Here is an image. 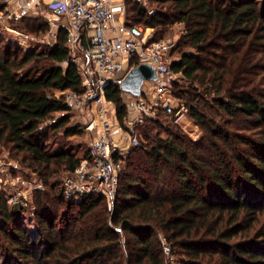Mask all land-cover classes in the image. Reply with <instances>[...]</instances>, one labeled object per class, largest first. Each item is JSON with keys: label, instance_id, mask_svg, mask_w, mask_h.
<instances>
[{"label": "trees", "instance_id": "1", "mask_svg": "<svg viewBox=\"0 0 264 264\" xmlns=\"http://www.w3.org/2000/svg\"><path fill=\"white\" fill-rule=\"evenodd\" d=\"M151 1L160 5L153 14L135 0L128 19L145 27L184 26L182 40L188 49L180 50V60L174 63L179 74L174 96L179 105L188 107L183 101L186 92L179 91L183 79L199 82L206 97L212 96L215 108L232 119L252 122L259 137L246 138L214 120L209 123L199 107L191 105L188 110L193 118L209 133V149L217 153L215 164L210 165V159L195 151L189 154L184 141L154 134L161 110L145 114L135 126L136 134L139 126H145L144 145L126 153L125 165L144 149L155 163L163 158L174 166L181 190L156 194V186L124 167L114 206L111 212L105 210L109 218L89 234L79 235L75 230L79 220L107 200L99 195L70 198L57 179L50 181L59 174L58 167L70 174L88 153L78 155L67 146L50 149L47 145L50 133L61 131L71 137L84 129L72 124L76 111L56 95V91L84 90L80 69L70 59L67 33H59L57 44L33 48L21 57L0 37V146L9 154L2 157L18 160L23 154L18 161L26 177L30 178L29 170L44 186L50 185L49 191L43 185L35 190L38 209L30 215L35 227L25 219L28 206H11L0 195V242L4 238L10 248L1 254L0 264H166L157 239L161 233L171 249L180 247L188 255L185 264H264V93L256 90L257 77L249 78L264 71V0ZM26 20L36 22L29 18L20 22ZM47 29L39 23L37 32ZM121 93V87L113 85L107 97L125 126L130 110ZM221 140L244 149L232 155L239 173L225 158ZM243 154L250 160L245 161ZM156 172L159 177L160 169ZM62 203L66 206L61 207ZM73 207L78 209L73 221L62 217ZM124 238L125 251L121 247Z\"/></svg>", "mask_w": 264, "mask_h": 264}, {"label": "built area", "instance_id": "2", "mask_svg": "<svg viewBox=\"0 0 264 264\" xmlns=\"http://www.w3.org/2000/svg\"><path fill=\"white\" fill-rule=\"evenodd\" d=\"M10 0H3L0 7ZM127 0H51L47 12L56 18L66 17L63 26L71 60L79 67L82 76V92H61L65 101L82 113L93 115L87 121L85 130L92 135L88 153L62 182L67 197L82 199L90 195L103 196L114 203L119 189L120 174L125 167L127 151L140 146L135 131L145 114L155 115L163 111L180 120L188 113L186 105L175 106V84L179 74L173 58L174 41L171 38H157L154 27L133 24L127 15ZM142 2L141 0H136ZM41 0H28L30 7ZM154 10L150 11L153 14ZM20 14L5 10L0 12V25L8 19L19 18ZM148 62L156 68L157 79L145 81L141 96L122 90L121 96H129L127 106L137 113L128 129L117 140L114 136L116 110L108 101L109 87H121V81L134 66ZM56 121V120H52ZM51 122V121H50ZM22 165L0 156V189L16 191L7 195L8 204L29 206L28 191L34 183L27 179ZM0 212V219H1Z\"/></svg>", "mask_w": 264, "mask_h": 264}, {"label": "rangeland", "instance_id": "3", "mask_svg": "<svg viewBox=\"0 0 264 264\" xmlns=\"http://www.w3.org/2000/svg\"><path fill=\"white\" fill-rule=\"evenodd\" d=\"M142 1V7H145L150 13V11L156 9L160 5L156 2H152L151 0H141ZM135 0H127L126 5H127V15L130 14L129 9L132 7L133 3ZM139 2V1H138ZM130 3V4H129ZM131 6V7H130ZM48 17L50 15L48 14ZM45 20L48 18L45 16ZM19 21H13L12 19H8L6 22H4L5 25H8L9 27L11 26L12 28H16L20 32V37L23 38V40L13 31L7 29L4 25L1 24L0 26V37L3 39V43L8 45L10 47V51H12L13 54L19 55L20 57L23 55L24 52L31 50V49H40L41 47H47L49 44L55 43V37L53 36L54 33L50 31L48 28L45 33H39L37 32V27L39 25V21L36 22H29V21H24L23 23ZM12 22V23H11ZM45 26H47L45 24ZM48 27V26H47ZM35 30V32L33 31ZM156 33L157 38H171L174 43L175 47H178V49L172 53L173 58L177 59L179 58L182 54L180 50H187L188 46H186L185 42L182 40L183 35H184V26L182 24L176 23L172 24L170 26H157L155 27L154 31ZM29 35V36H27ZM196 51H194L195 53ZM197 53V52H196ZM258 58H261L262 55L257 56ZM262 68H260V71ZM257 72V71H256ZM257 77L254 82L256 85V90L257 92L261 91L264 93V71L261 73V75H256L253 74V76H249V78H255ZM262 80V82H258L259 80ZM259 79V80H258ZM199 82H190L186 81V79H183L181 82V87L179 89L182 91H185V97L183 101L188 105L187 108L191 107V105H197L199 107V110L204 113V115L208 118L207 121L210 123L213 120L223 127L224 129H228L233 133L242 135L246 138H252V139H257L259 137V129L254 127L253 123L245 120V119H232L230 116L226 115L224 112L219 111V109L215 108L214 106V100L212 96H207L205 95V87L200 86L198 84ZM175 92V91H174ZM126 103L131 102L129 101V96L125 95L122 98ZM208 104V105H207ZM113 105V104H112ZM175 106L179 105L178 99L175 101ZM115 110L116 107L113 105ZM207 106V107H206ZM117 111V110H116ZM85 114V113H84ZM84 114L79 113L78 115H74L72 117V124H80L81 129L84 128L86 125L87 121L85 119H91L93 115L84 116ZM61 115V113H57L56 116ZM116 116V113H115ZM134 113H129L127 119H133ZM128 121V120H127ZM127 121L125 122V125H127ZM118 127L122 126L119 121H117ZM49 122H46L44 125H48ZM150 125V124H149ZM157 125L156 128L154 129V134H158L159 136L162 137H174L176 139H180L189 146V154H193L191 152H196L195 154L197 156H203L207 161V163L212 165L213 161L215 164V159L217 157V153L213 149H209V140L210 136L202 125H200L192 116L191 112L188 111V113L183 116L180 120H176L173 116L166 115L163 111L162 113L159 114L158 119H157ZM145 126H139L137 128V135L140 140V146L144 145V138L142 136V131L145 130ZM92 135L88 134L85 132V130H82V133L77 136H71V137H64L62 135V132L59 131L57 133H50L49 137L47 139V145L50 147V149L58 148L60 146H67L69 148H73L74 151H77L78 155L82 154L84 151L88 149V147L91 144L92 141ZM221 147L225 151V158H227L229 161L232 162V166L234 168V171L236 173H239L240 168L239 165L234 162L233 159V152H236L237 154L242 153V147L239 145H224L223 140ZM192 147V149L190 148ZM132 149V148H131ZM131 149L129 151H131ZM244 150V149H243ZM4 151V152H3ZM127 151V153L129 152ZM144 151V152H143ZM0 152L1 157L2 156H9V154L6 152V150H3V148L0 146ZM141 152V153H140ZM228 152V153H227ZM23 155V154H22ZM22 155L18 157V160L22 159ZM140 155V156H138ZM129 156V155H128ZM127 156V157H128ZM243 156L244 160H250ZM24 157V156H23ZM134 159H130L128 162V165H125L126 170L133 171L134 175L144 179L147 181V183L151 186H156L155 193L156 194H162V195H171L179 192L180 187L182 185V181L180 178L175 173V168L173 165H171L168 161H165L160 159L157 163H155L153 160L149 158L148 152H145V150H139L134 156ZM211 157V158H209ZM10 160L18 161L14 158L9 157ZM21 161V160H20ZM19 162V161H18ZM26 162L23 161L24 167H26ZM131 163V164H130ZM130 164V165H129ZM28 168V167H26ZM59 169V174L56 176H53L50 181H55L56 179L59 182V186H62L63 179L68 175L64 167H58ZM124 168V169H125ZM157 168L160 169L161 175L158 177V172ZM27 175L30 177V181L34 183V187L31 190H27L23 187H19L20 190H24L26 193H28V198H29V206L27 209V217L25 218L27 221V224L30 225L31 227H35L34 220L30 218L31 213H33L35 210L38 209V204L35 200V190L39 185L44 184L40 182V180L31 172L27 171ZM46 190H50V185H45L44 186ZM16 191V186L13 190H5V189H0V195H5L7 198L8 193H14ZM51 203V200L49 201ZM10 205V204H9ZM53 207H55V203H52ZM61 207L66 206V203L60 204ZM12 206V205H11ZM114 203L107 201L106 203H100L97 209H95L89 216L86 218L79 220L78 227H75V230H78L79 235H85L89 234L90 231L95 230L96 224H98L100 221L106 220L109 218V215L105 213V210L107 209L109 212H111V209L113 208ZM66 208V207H65ZM106 210V211H107ZM61 211V210H60ZM78 209L76 207H73V211L71 210L68 213H63L62 217L73 221L74 217H76ZM74 216V217H73ZM110 225L112 227H115V224L113 222H110ZM124 234V233H123ZM158 242L160 245V248L162 249L164 259L166 264H185L187 263V258L188 255L184 254L182 252V249L180 247H176L171 249V244L168 242V240L165 238L164 234L161 233L158 236ZM2 250H0V263L3 260V257L1 254H5L4 252L9 251L10 248L7 247L8 242L2 239L0 242ZM121 247L123 250H127V246L125 244V238L122 241ZM122 251V253L124 252ZM121 253V254H122ZM123 255V254H122ZM126 257V256H125ZM91 261L90 259L88 262Z\"/></svg>", "mask_w": 264, "mask_h": 264}, {"label": "crops", "instance_id": "4", "mask_svg": "<svg viewBox=\"0 0 264 264\" xmlns=\"http://www.w3.org/2000/svg\"><path fill=\"white\" fill-rule=\"evenodd\" d=\"M26 1H28V0H10L8 3H5L3 6L0 7V12H2V11L5 12V10L6 11L12 10V11L16 12L17 14H20L19 18H16V19L11 18L13 21H19V20L29 18V19H34L36 21H39V23L46 24L48 26V28L50 29V31L52 33H54L53 36L56 38L55 43H53L52 45L49 44V46H53V45L57 44L58 40H59V33L61 31H65L63 26L68 23V19L66 17H60V18L52 17L47 12V7H46L47 2H49L51 0H41V3H35V5L30 6V7L25 5ZM48 14L50 15V17H48ZM45 16L48 18L47 20L44 19ZM9 30L16 33L19 37L22 36V35H20V32L16 28H12L10 26ZM27 36H29V35H27ZM22 37H20V38L23 40ZM67 46H68V43H67ZM70 59H71V53H70ZM61 92H63V91H56V95L60 96ZM134 97H136V96H134ZM121 98H123V97L121 96ZM128 109L130 110L129 113L133 112L135 117L133 119H127L128 120V121L126 120L127 125H125V126L122 125V126L118 127V123H117L118 118H117V111H116V116L114 118V136H115V138H117V140H120V138L124 134V131H126L129 128L128 127L129 122L135 120V118L137 117V113L133 109H130L129 107H128ZM74 110L76 111L75 114H77V115L79 113L84 114V113H82L81 110H78V109H74ZM84 116L88 117L89 114L85 113ZM85 120L89 121L90 119H85ZM84 130H85V126H84ZM85 132H86V130H85ZM88 149H89V147H88Z\"/></svg>", "mask_w": 264, "mask_h": 264}, {"label": "water", "instance_id": "5", "mask_svg": "<svg viewBox=\"0 0 264 264\" xmlns=\"http://www.w3.org/2000/svg\"><path fill=\"white\" fill-rule=\"evenodd\" d=\"M156 79V68L148 62H143L138 65H134L128 71L124 79L121 81V89L134 96H141L145 81H153Z\"/></svg>", "mask_w": 264, "mask_h": 264}]
</instances>
